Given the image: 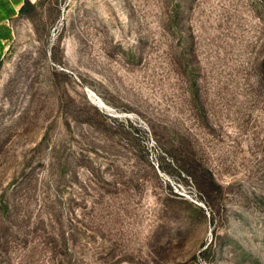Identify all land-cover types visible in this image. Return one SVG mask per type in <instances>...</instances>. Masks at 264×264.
<instances>
[{
	"label": "rangeland",
	"instance_id": "1",
	"mask_svg": "<svg viewBox=\"0 0 264 264\" xmlns=\"http://www.w3.org/2000/svg\"><path fill=\"white\" fill-rule=\"evenodd\" d=\"M13 25L0 194L31 217L0 264H264V0H26Z\"/></svg>",
	"mask_w": 264,
	"mask_h": 264
},
{
	"label": "trees",
	"instance_id": "2",
	"mask_svg": "<svg viewBox=\"0 0 264 264\" xmlns=\"http://www.w3.org/2000/svg\"><path fill=\"white\" fill-rule=\"evenodd\" d=\"M25 3H26V0L24 2V5H25ZM24 5L20 9V12L23 10ZM50 168L54 169V163H53V161L50 162ZM20 173L25 178V175H28L29 176L31 174V171H28L27 172V168L24 165L21 168ZM21 189L22 188H20V190ZM15 208L16 207L14 206V210H15ZM12 210H13V205H11L10 197L7 196L6 191H3L2 194H0V240H1L0 244H1L2 247L5 248L6 253L9 252V248H10L9 245H10V242H11L10 240H11V237H13V236H11L12 226L10 224V221L14 218V216H17V217L22 218V221L24 223H26V222L30 221V217H31L30 216L31 215V212H24V213H22V215H20L21 213L19 214L17 211H15V213L13 215L12 214ZM16 210H17V208H16ZM44 217H45L46 220L48 219L50 222H52V217H51L50 214H49V216H46V215L45 216H42V218H44ZM42 218L40 216L38 217V219H42ZM24 235H28V231H26ZM14 236H16V235H14ZM55 236L61 238L62 242H66V240H67L66 239V233L64 232L63 229H62L61 232L56 233ZM25 241H26V239H25ZM53 248H54L53 251H54L55 254L59 252L62 255H66V253H68V252H65L62 248L58 250L57 244L53 245L52 246V249ZM28 251H29V249L27 250V248H26V251H24V252L28 253ZM50 253H51V249H50ZM8 254H6L7 256H6V258H4L5 262L8 261V258H7L8 257ZM26 255L28 257H30V254H26ZM22 257L23 256H21V255L20 256H17L18 262L16 264H22L21 261L19 262V260H21Z\"/></svg>",
	"mask_w": 264,
	"mask_h": 264
},
{
	"label": "crops",
	"instance_id": "3",
	"mask_svg": "<svg viewBox=\"0 0 264 264\" xmlns=\"http://www.w3.org/2000/svg\"><path fill=\"white\" fill-rule=\"evenodd\" d=\"M25 0H0V57L15 38L13 21Z\"/></svg>",
	"mask_w": 264,
	"mask_h": 264
}]
</instances>
